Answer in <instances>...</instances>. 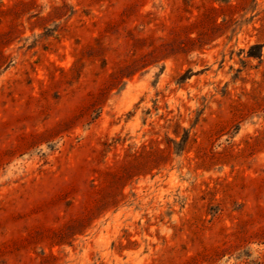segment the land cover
Returning a JSON list of instances; mask_svg holds the SVG:
<instances>
[{
  "label": "rangeland",
  "instance_id": "1",
  "mask_svg": "<svg viewBox=\"0 0 264 264\" xmlns=\"http://www.w3.org/2000/svg\"><path fill=\"white\" fill-rule=\"evenodd\" d=\"M0 264H264V0H0Z\"/></svg>",
  "mask_w": 264,
  "mask_h": 264
}]
</instances>
